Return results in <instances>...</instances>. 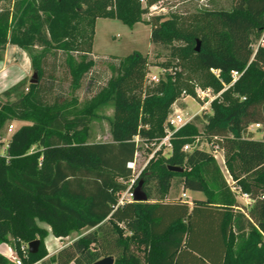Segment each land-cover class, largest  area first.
<instances>
[{"label": "trees", "instance_id": "trees-1", "mask_svg": "<svg viewBox=\"0 0 264 264\" xmlns=\"http://www.w3.org/2000/svg\"><path fill=\"white\" fill-rule=\"evenodd\" d=\"M145 1L0 0V60L8 43L17 45L38 73L36 84L24 78L0 95V135L12 120L29 122L0 154V243L13 238L21 255V244L40 241L24 264L46 263L47 232L38 221L56 237L91 229L47 264H93L106 256L113 264H264V136L248 130L251 124L264 130V47L253 49L264 30V0L144 20L147 7L159 0ZM97 18L149 24L151 44L168 51L159 65L174 72L144 84L147 61L140 52L94 55ZM31 35L44 49L34 50ZM186 62L202 73L201 86L214 92L230 83L232 70L242 73L211 102L201 128L186 123L171 136L167 155L157 150L150 158L134 185L141 184L146 200L117 205L132 177L126 164L139 150L133 134L151 153L182 90L195 95V85L177 70ZM108 101L115 103L113 140L86 142L93 111ZM214 136L221 138L234 184L252 200L248 207L239 204L212 153L199 147ZM186 144L192 148L184 150ZM32 145L38 150L28 153ZM174 184L205 197L193 199L191 208L180 198L169 200ZM0 264H11L2 253Z\"/></svg>", "mask_w": 264, "mask_h": 264}, {"label": "rangeland", "instance_id": "rangeland-1", "mask_svg": "<svg viewBox=\"0 0 264 264\" xmlns=\"http://www.w3.org/2000/svg\"><path fill=\"white\" fill-rule=\"evenodd\" d=\"M139 2L142 6H146L145 0H139ZM231 8L232 0H159L157 4L147 7V13L143 14L142 18L144 20H148L153 14H159L165 17H169L172 14H177L181 17H188L198 10H230ZM150 30V25L143 22H138L133 24L132 26H128L118 19L97 18L92 41V50L98 53L94 55L120 57H124L134 51L140 52L141 54L146 56L147 61L143 83H150L151 85H154L161 79L165 78L167 70H165L159 64L165 60V54H167L168 51L162 49L161 47L155 48L151 44ZM31 36L34 50L39 52L44 49L45 45L35 35ZM85 46L86 44H84L83 47ZM157 52L160 53L161 56L157 57ZM25 53L30 59L28 53L26 51ZM30 62L32 67L31 74L28 79H30L32 73L36 71L35 66H33V60L30 59ZM185 65L186 66L184 68L180 67L177 70H181L183 72L182 75L185 78L189 79L194 85L201 86V84H203L204 82L202 73L199 70L195 69L192 62H186ZM101 66H105V63H103ZM139 70H141V68ZM171 72H173V70ZM152 75L158 76L159 81H151L150 78ZM206 88H209L213 93H216L211 87ZM82 90L83 89H79L76 92L80 101H83L84 99ZM11 100L14 101L15 99ZM1 101H5V98L2 97ZM114 107L115 103L113 101H108L101 104L93 111L88 129L85 132L86 142H106L113 140L111 129L113 125ZM173 110H177L180 114L188 116L197 112L199 110V105L191 97H182L180 94L176 99L175 106L172 108V111ZM204 113H211L210 107L200 111L197 115L194 116L193 120L191 121L195 122L198 128H201L202 126L201 121L204 120V118H202V115ZM22 124H29V122L23 121L22 123H14V120H12L5 125L0 135V154L4 153L9 138L12 135L10 132H8L9 126L14 125V129H16ZM252 132L255 138L260 139L264 136V130L261 128L259 129V127L254 129V131ZM136 136V134H133L132 139H134ZM196 144H198V142L195 141L192 147H194ZM190 147L191 146H189L187 150H190ZM199 147L209 151L208 143H206L205 141H201ZM37 150L38 147L32 145L29 148L28 153H34ZM161 153L167 155L169 151L167 149H164L161 151ZM138 154L137 171L140 170V168L150 160V153H148L143 146L139 147ZM147 163L145 164L144 168L146 167ZM182 191L183 190L180 186L174 184L170 191L167 193L166 198L170 200L178 198L182 199ZM185 194V198H187L188 200H191L196 195L195 193H193V191L190 190H185ZM198 195H200L201 198H203L204 196L201 192H199ZM236 199L238 200L239 204H243L242 199L237 195ZM38 225L47 232L44 238V246L47 252V255L44 257V260L46 262L44 264H47L48 258L52 255H55L60 248L72 243L74 240L91 230L83 228L70 231V233L65 237H56L48 224L43 221H38ZM35 239L39 240L38 237H36ZM13 243L14 239L11 237L8 238L7 241L0 243V252L7 256L9 248H14Z\"/></svg>", "mask_w": 264, "mask_h": 264}, {"label": "built area", "instance_id": "built-area-1", "mask_svg": "<svg viewBox=\"0 0 264 264\" xmlns=\"http://www.w3.org/2000/svg\"><path fill=\"white\" fill-rule=\"evenodd\" d=\"M260 46L264 47V30L262 31L257 42L253 45L254 51ZM167 71L171 72L172 70L168 69ZM173 72H174V70H173ZM210 72L216 78H219V70L218 69L211 68ZM241 73L242 72L232 70L230 73V75H231L230 83L227 85L224 84V87L222 88V90H220L219 92H216V93H213L212 90H210L209 88H203V87L198 86V85L194 86V93H195L194 97L190 96L189 94L186 93L185 90H183L181 92V96L182 97H188V96L191 97L199 105V110L197 112L193 113L192 115L184 116V115L180 114L179 111H177V110L172 111V108L176 104V101H175L173 103V105L171 106V111L168 114L167 119H166L167 127H166V131H165V135L156 144H153V143L150 144L151 146H154V149L151 151L149 158L153 157L154 153L157 150L167 149L168 151H170V148H171L170 138L175 133V131L178 128L185 125L186 123L191 122L193 120L194 116L197 115L200 111L209 108L211 102L214 99L218 98L220 96V94L222 93V91H224L229 86H231L239 78ZM150 79H151V81H155V82L159 81V77L156 75H152ZM259 126H260L259 124H251L248 127V130L254 131V129L258 128ZM11 128H12V126L10 125L9 130H11ZM134 141L138 147L143 146L144 149H146L148 147L147 143H143L142 140L138 137V135L134 138ZM219 141H221V138L214 136L212 141L208 143L209 151L212 153L214 159L216 160L217 164L219 165L221 172H222L226 182L230 186L231 190L235 193V195H237L239 198L244 200L245 205H250L252 203V200L249 197V195L245 192H242L240 187H238L234 184V180H233L232 176L230 175V173L226 167L224 152H223V149L219 145ZM189 146L190 145L186 144V145H184L183 149L187 150L189 148ZM138 155L139 154H138V150H137L135 152L133 160L128 161L126 164L127 168L131 169V171H132V177L127 181L126 189L119 194L117 205H122L125 202L134 201L133 200V190H134V185H135L136 179L138 178L140 172L143 170L145 164L147 163L146 162L143 165V167H141L140 170L137 171ZM185 197H186L185 193H182L181 198L185 199ZM20 251H21V255L18 253V251L15 249V247L9 248L6 258L9 260V262L11 264H24L23 258H26L27 254L29 252L28 251V244H21L20 245ZM29 264H41V262L38 261L35 263H29Z\"/></svg>", "mask_w": 264, "mask_h": 264}, {"label": "crops", "instance_id": "crops-1", "mask_svg": "<svg viewBox=\"0 0 264 264\" xmlns=\"http://www.w3.org/2000/svg\"><path fill=\"white\" fill-rule=\"evenodd\" d=\"M96 21H97V19H96ZM96 21H95V24H96ZM92 53L98 54V53L94 52L93 50H92ZM31 67L32 66H31L30 59L26 55L25 51L23 49H21L20 47H18L17 45L8 43L6 45L2 59L0 60V95L5 90H7L8 88L17 84L22 79H24V78L28 79V77L31 74ZM22 122L23 121L14 120V123H22ZM16 129H14V125H13L11 130L8 129V132H10L12 134ZM182 190H183L182 193H185V190L183 188H182ZM199 192L200 191H193V193H195L196 195L191 200H188L187 198H185V199L182 198L181 200L186 201L189 205V208H191L193 199H204L205 196H203V198H201L200 195H198ZM242 201H243V204H241L242 206H244V207L250 206V205H245L243 199H242Z\"/></svg>", "mask_w": 264, "mask_h": 264}, {"label": "water", "instance_id": "water-1", "mask_svg": "<svg viewBox=\"0 0 264 264\" xmlns=\"http://www.w3.org/2000/svg\"><path fill=\"white\" fill-rule=\"evenodd\" d=\"M195 50L196 51L199 50V42H197ZM37 81H38V73L37 71H34L31 75V78L29 79V83L36 84ZM168 169L171 171H177V172L182 171V168L177 167V166H168ZM133 200L138 201V202L146 200V195L142 192L140 183H138L133 190ZM39 243L40 241L38 239L30 241L28 243L29 253L31 254L36 253L39 247ZM113 262H114V259L112 256H106V257H103L95 261L93 264H113Z\"/></svg>", "mask_w": 264, "mask_h": 264}]
</instances>
